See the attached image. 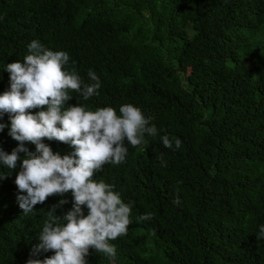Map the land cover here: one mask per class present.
Here are the masks:
<instances>
[{"label": "trees", "instance_id": "obj_1", "mask_svg": "<svg viewBox=\"0 0 264 264\" xmlns=\"http://www.w3.org/2000/svg\"><path fill=\"white\" fill-rule=\"evenodd\" d=\"M33 40L67 51L68 68L85 82L89 69L99 76L98 96L73 92L66 106L119 112L130 103L159 132L145 147L127 144L125 162L94 176L131 205L132 222L110 241L114 259L90 248L89 264H264V239H256L264 225V0H0V94L10 88L6 64L22 61ZM0 123L10 126L8 114ZM163 135L181 147L166 148ZM18 143L9 127L0 131L4 151ZM44 143L61 156L73 151ZM19 170V162L0 165V264L53 255L31 250L48 211L58 205L62 217L73 207L69 192L24 215ZM146 212L151 220L137 219Z\"/></svg>", "mask_w": 264, "mask_h": 264}, {"label": "clouds", "instance_id": "obj_2", "mask_svg": "<svg viewBox=\"0 0 264 264\" xmlns=\"http://www.w3.org/2000/svg\"><path fill=\"white\" fill-rule=\"evenodd\" d=\"M27 47L28 54L22 61L5 66L10 88L0 94V116L8 114L10 126L0 123V131L9 127V135L19 143L11 153L0 148V165L16 170L19 162L15 184L24 215L48 197H63L69 192L73 207L62 217L55 212L58 205L48 211L31 256L48 251L54 254L44 259L29 258L26 264H89L86 257L90 248L112 260L117 251L110 241L127 235L131 205L122 200L112 184L94 176L106 163L125 162L127 144L145 147L146 136L157 137L158 129L151 124V117L130 103L120 105L119 112L111 106L94 110L80 103L66 106L73 92L85 101L98 96L99 76L89 69V82H85L75 67L68 68L67 51H54L38 40ZM37 108L40 110L31 111ZM45 138L68 144L73 151L61 156L44 143ZM161 140L169 149H179L182 144L179 138L168 135ZM25 142L34 144L35 151H30ZM160 159L163 164L162 156ZM64 203L65 199L58 202ZM173 203L180 204L179 196ZM83 206L88 209L87 215ZM152 218L153 213L146 212L137 219ZM256 239H264V225L259 227Z\"/></svg>", "mask_w": 264, "mask_h": 264}]
</instances>
